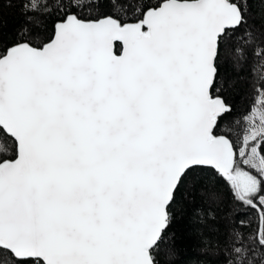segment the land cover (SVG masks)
<instances>
[{
  "label": "snow or ice",
  "instance_id": "obj_1",
  "mask_svg": "<svg viewBox=\"0 0 264 264\" xmlns=\"http://www.w3.org/2000/svg\"><path fill=\"white\" fill-rule=\"evenodd\" d=\"M252 57L264 0H0V264H264Z\"/></svg>",
  "mask_w": 264,
  "mask_h": 264
},
{
  "label": "trees",
  "instance_id": "obj_2",
  "mask_svg": "<svg viewBox=\"0 0 264 264\" xmlns=\"http://www.w3.org/2000/svg\"><path fill=\"white\" fill-rule=\"evenodd\" d=\"M4 19L8 22L9 27H14L19 17L17 14V8L4 7ZM224 71L231 73L233 71L231 63L225 65ZM244 74H250L253 82L259 83L261 79H264V58L252 57L248 64L243 68ZM247 89L241 88L240 95H237L234 99V103L237 105L243 104L247 106V102L243 100V96ZM182 264H223V258L219 255L213 254L212 251L202 252L197 251L191 247L190 242L187 243L181 255Z\"/></svg>",
  "mask_w": 264,
  "mask_h": 264
}]
</instances>
